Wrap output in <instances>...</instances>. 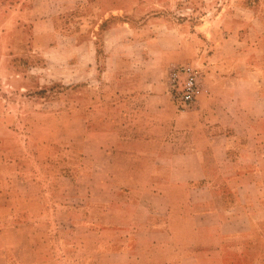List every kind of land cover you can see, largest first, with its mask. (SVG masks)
<instances>
[{
  "label": "crops",
  "instance_id": "1",
  "mask_svg": "<svg viewBox=\"0 0 264 264\" xmlns=\"http://www.w3.org/2000/svg\"><path fill=\"white\" fill-rule=\"evenodd\" d=\"M173 1L0 0V67L69 51L67 67L106 65L100 40L105 49L122 29L132 35L123 50H138L133 37L162 19L142 29L133 19ZM236 1L242 16L216 18V47L236 38L238 58L205 66V92L189 110L163 85L177 25L147 32L142 64L161 77L125 79L122 103L107 106L115 118L93 125L95 105L31 111L22 131L0 110V264H264V0Z\"/></svg>",
  "mask_w": 264,
  "mask_h": 264
},
{
  "label": "rangeland",
  "instance_id": "2",
  "mask_svg": "<svg viewBox=\"0 0 264 264\" xmlns=\"http://www.w3.org/2000/svg\"><path fill=\"white\" fill-rule=\"evenodd\" d=\"M236 2V0H174L168 5H153L143 16L133 19L134 27L142 29L144 27L142 23L148 17L150 19L159 17L163 22L158 20V23L162 25L156 27L149 25L133 37L139 42L138 50H132L129 54L128 51L123 50L125 39H129L132 35H125L122 29L110 37L108 43L110 49L107 46L104 49L100 40L97 57L99 61L106 58V65L92 62L89 69L67 67L66 58L77 55L76 52L69 51L37 53L33 55V58L35 61L41 59L42 63L38 61V65L31 68H26L27 63L25 68L16 69V71L8 66L0 67V110L8 112V115L2 117L4 124L13 123L24 131L31 111L40 110L72 115L77 109L88 108V112H91L94 105L97 106L94 110L98 114V121L91 120L93 125L108 115L115 118L118 115L117 112L113 109L109 111L107 106L112 104L114 107L115 102L122 103L125 92L121 84L125 79L129 76H137L142 80L153 82L161 77L156 73L152 63L143 66V52L140 51L149 35L147 32L156 33L155 29L158 27L159 34L173 25L179 27L178 36L174 33L179 52L172 57V60L170 56V61L165 63L163 78L166 68L172 65H191L199 69L204 78V73L207 71L206 65L214 67L221 60L238 58L235 53L236 38L233 42H229L227 47L220 45L221 48L216 47L223 38L220 34V21L216 18L222 11L231 13L233 19L236 15H241L236 9ZM201 24L206 29L202 30ZM198 25L202 27L200 31L195 28ZM159 38L163 41V48L170 47V36L160 35ZM201 41L206 42L205 47L199 45ZM125 59L131 60L135 66L125 69L123 67ZM1 61L0 58V64ZM19 74L23 76L24 81L19 79ZM27 76H30L29 81H25Z\"/></svg>",
  "mask_w": 264,
  "mask_h": 264
},
{
  "label": "built area",
  "instance_id": "3",
  "mask_svg": "<svg viewBox=\"0 0 264 264\" xmlns=\"http://www.w3.org/2000/svg\"><path fill=\"white\" fill-rule=\"evenodd\" d=\"M163 85L170 102L178 111L191 109L205 92L201 71L191 65L167 67Z\"/></svg>",
  "mask_w": 264,
  "mask_h": 264
}]
</instances>
